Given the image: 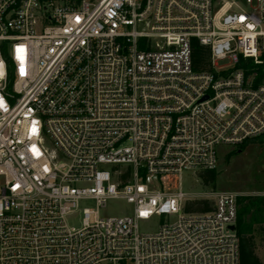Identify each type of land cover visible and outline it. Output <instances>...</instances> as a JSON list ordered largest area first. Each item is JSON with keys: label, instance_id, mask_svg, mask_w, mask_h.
Returning a JSON list of instances; mask_svg holds the SVG:
<instances>
[{"label": "built area", "instance_id": "built-area-1", "mask_svg": "<svg viewBox=\"0 0 264 264\" xmlns=\"http://www.w3.org/2000/svg\"><path fill=\"white\" fill-rule=\"evenodd\" d=\"M263 39L264 0H0V264H241L240 194L184 177L264 135Z\"/></svg>", "mask_w": 264, "mask_h": 264}, {"label": "rangeland", "instance_id": "rangeland-1", "mask_svg": "<svg viewBox=\"0 0 264 264\" xmlns=\"http://www.w3.org/2000/svg\"><path fill=\"white\" fill-rule=\"evenodd\" d=\"M261 51L264 53V39ZM218 65L223 68L231 67L232 64L229 60H221ZM219 158L217 167L219 177L215 187H204L198 177L199 174L197 176V174L187 173L184 177V191L191 193L194 198L209 197L210 193L217 192H234L246 197H264V137L255 143L248 144L243 149L231 150L229 147H222ZM84 208L96 209V206L92 202H82L80 208L67 217L69 226L80 227L82 225ZM130 211V206L126 202L113 200L99 210V215L103 218L124 216ZM139 227L143 233L155 232L158 229V219L140 222Z\"/></svg>", "mask_w": 264, "mask_h": 264}, {"label": "trees", "instance_id": "trees-1", "mask_svg": "<svg viewBox=\"0 0 264 264\" xmlns=\"http://www.w3.org/2000/svg\"><path fill=\"white\" fill-rule=\"evenodd\" d=\"M3 54L7 62L9 63L8 51L6 48H3ZM260 59L262 60V64H255L253 59L250 58H239V64L237 65V69L245 70L247 76L252 73H257V82L262 81L264 78V53L261 51ZM192 61H193V69L196 72H209L212 70V59L211 52L208 47L202 46L197 40H192ZM264 137L261 136L258 139L248 141L238 149H243L250 143H255ZM234 153V152H232ZM199 179L204 187H215L216 182L219 177V172L217 170H209L204 171L199 174ZM239 206H244L241 212L238 214L237 221V232L240 238V247H241V264H262L259 258L255 253V248L252 244H248L247 240L244 238L243 233L240 226V220L243 215L249 212L248 206H264V197H239ZM212 209L211 204L206 200H198L192 202L188 205L189 211H198V212H206Z\"/></svg>", "mask_w": 264, "mask_h": 264}, {"label": "crops", "instance_id": "crops-1", "mask_svg": "<svg viewBox=\"0 0 264 264\" xmlns=\"http://www.w3.org/2000/svg\"><path fill=\"white\" fill-rule=\"evenodd\" d=\"M244 206H239V213ZM249 212L242 216L240 226L248 244H252L255 253L264 264V206H248Z\"/></svg>", "mask_w": 264, "mask_h": 264}, {"label": "water", "instance_id": "water-1", "mask_svg": "<svg viewBox=\"0 0 264 264\" xmlns=\"http://www.w3.org/2000/svg\"><path fill=\"white\" fill-rule=\"evenodd\" d=\"M205 99H207V98H205Z\"/></svg>", "mask_w": 264, "mask_h": 264}]
</instances>
